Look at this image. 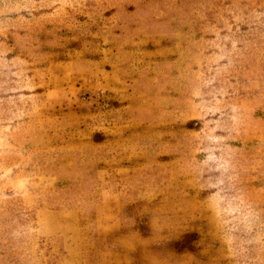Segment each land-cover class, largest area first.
Wrapping results in <instances>:
<instances>
[{
    "label": "rangeland",
    "instance_id": "1",
    "mask_svg": "<svg viewBox=\"0 0 264 264\" xmlns=\"http://www.w3.org/2000/svg\"><path fill=\"white\" fill-rule=\"evenodd\" d=\"M0 264H264V0H0Z\"/></svg>",
    "mask_w": 264,
    "mask_h": 264
}]
</instances>
